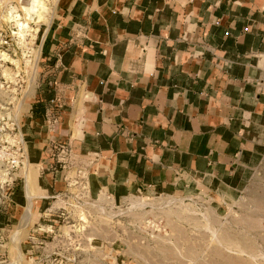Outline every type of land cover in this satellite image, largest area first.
I'll list each match as a JSON object with an SVG mask.
<instances>
[{
    "label": "crops",
    "instance_id": "1",
    "mask_svg": "<svg viewBox=\"0 0 264 264\" xmlns=\"http://www.w3.org/2000/svg\"><path fill=\"white\" fill-rule=\"evenodd\" d=\"M42 49L21 119L28 172L7 209L18 221L26 176L35 222L64 186L52 140L89 191L115 196L231 198L263 161L264 0H58Z\"/></svg>",
    "mask_w": 264,
    "mask_h": 264
},
{
    "label": "rangeland",
    "instance_id": "2",
    "mask_svg": "<svg viewBox=\"0 0 264 264\" xmlns=\"http://www.w3.org/2000/svg\"><path fill=\"white\" fill-rule=\"evenodd\" d=\"M41 2L40 18L32 20L22 9L30 0H0V21L12 19L2 15L11 5L25 22L19 30L24 35L22 52L33 46L31 58H38V70L44 31L58 0ZM16 21L11 23L20 27ZM65 155L53 160L62 170L64 186L48 199L37 222L30 200L36 192L28 190L27 176L28 203L19 221L12 210L0 211L12 215L7 223L0 218V264H264V159L231 198L181 186L115 196L89 191L87 177ZM26 163L14 196L20 193ZM30 170L35 173L33 165Z\"/></svg>",
    "mask_w": 264,
    "mask_h": 264
},
{
    "label": "built area",
    "instance_id": "3",
    "mask_svg": "<svg viewBox=\"0 0 264 264\" xmlns=\"http://www.w3.org/2000/svg\"><path fill=\"white\" fill-rule=\"evenodd\" d=\"M11 12L14 14L17 11L10 5V10H3L2 15H10ZM16 14L20 17L18 12ZM2 19L0 21V211L3 209L6 211L14 203L15 183L27 159V142L22 131L21 119L23 113L29 109V101L37 96L41 87V76L38 70V58L34 62L31 58L33 46L26 47L30 52L24 54L22 52L24 35L19 31L20 27L11 23L15 21L14 19L7 21ZM18 53L21 56L17 55ZM29 90L32 93H28ZM50 142L52 148L57 150V155L68 152L64 142L59 140Z\"/></svg>",
    "mask_w": 264,
    "mask_h": 264
},
{
    "label": "bare ground",
    "instance_id": "4",
    "mask_svg": "<svg viewBox=\"0 0 264 264\" xmlns=\"http://www.w3.org/2000/svg\"><path fill=\"white\" fill-rule=\"evenodd\" d=\"M43 7L44 6H43V3L41 2V0H30V4L28 6H22V9L26 12L28 17L33 20L34 18H38V19L40 18V10ZM10 17H12V19H14V20H17L16 22L20 26V30L25 27V22L20 20V17L18 16V14H13L11 12ZM28 93H32V92L29 90ZM26 152H27V149H26ZM26 156L28 157V154ZM25 161H27V159ZM25 161H24V163H25Z\"/></svg>",
    "mask_w": 264,
    "mask_h": 264
}]
</instances>
